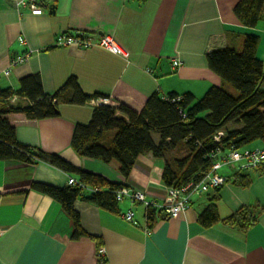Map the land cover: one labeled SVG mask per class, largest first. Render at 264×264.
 I'll use <instances>...</instances> for the list:
<instances>
[{
    "label": "crops",
    "instance_id": "obj_1",
    "mask_svg": "<svg viewBox=\"0 0 264 264\" xmlns=\"http://www.w3.org/2000/svg\"><path fill=\"white\" fill-rule=\"evenodd\" d=\"M239 1L41 0L43 13L36 15L16 9L11 0H0L2 89L17 90L22 78L38 75L44 93L53 95L75 76L86 94L104 95L91 98L97 105L91 99L83 105L59 102V114L54 117L27 119L20 113L10 114L18 142L58 155L73 167L112 183L165 194V161L184 156L185 145L165 158L139 155L130 176L124 177L117 162L105 163L74 151L75 127L88 124L93 110L102 104L118 107L123 103L141 112L157 89L161 94L191 93L197 99L212 86L229 91L227 83L209 68L207 56L227 47L241 51L247 35L259 37L257 56L264 68V20L257 28L243 26L234 13ZM80 31L109 33L126 54L100 47L56 45L60 34ZM27 52L31 55L26 62L10 68L13 59ZM175 59L180 61L179 67L173 66ZM9 68L10 74L4 75ZM10 104L25 108L31 101L15 96ZM241 127V123H229L225 129ZM114 135V131L108 132L104 142H111ZM152 138L159 143L160 136L153 133ZM248 146L262 147L264 141ZM245 172L251 177L250 184L242 186L230 179L218 188L215 202L223 219L241 207L259 205L258 221L245 233L223 224L205 228L198 223V214L214 195L211 189L194 198L191 208L179 218L162 213L149 226L144 208L132 206L127 199L118 202L119 214H114L79 198L75 209L82 228L96 239H73L71 217L56 200L33 190L32 184L65 187L70 177L79 176L43 160H0V264H264V171ZM129 209L135 212L136 225L123 218ZM99 245L105 248L104 263L97 257Z\"/></svg>",
    "mask_w": 264,
    "mask_h": 264
},
{
    "label": "trees",
    "instance_id": "obj_2",
    "mask_svg": "<svg viewBox=\"0 0 264 264\" xmlns=\"http://www.w3.org/2000/svg\"><path fill=\"white\" fill-rule=\"evenodd\" d=\"M234 13L243 26L257 28L264 20V0H240ZM259 42L258 36L247 35L241 51L227 47L214 50L207 56L209 68L224 82L230 83L238 95L230 94L223 87L212 86L199 99L191 93L183 94L179 104L163 100L156 92L148 98L141 112L123 103L118 107L99 105L93 110L88 124L76 125L71 142L74 151L80 156L105 163L115 161L121 174L129 177L139 155L151 153L156 158H165L168 152L183 144L187 153L165 161L162 181L167 187L177 189L190 182H198L210 170L211 161L207 154L212 150L218 147L239 149L257 140L264 141V68L257 56ZM169 95L172 97L177 94ZM15 96L29 99L31 105L25 108L12 106L10 100ZM101 96L104 95L86 94L75 76L69 77L53 95L44 93L38 75L22 78L17 90L0 87V160H43L68 173L77 174L79 182L85 187L97 189L91 193L80 185L56 187L38 182L32 184L33 190L56 200L71 217L73 239H96L83 230L75 202L81 198L119 214L115 191L125 185L77 169L58 155L21 145L8 116L20 113L27 119L54 117L59 114V102L83 105L91 98ZM117 114L123 115L126 120L117 118ZM229 123H241L242 127L227 131L225 126ZM220 130L225 132V136L217 144L213 137ZM112 131L115 132L114 137L111 142L105 143L106 134ZM153 133L159 134V143L153 140ZM32 156L36 159L33 160ZM257 170L264 171V166ZM229 177L242 186H248L251 180L245 171L234 172ZM218 190H213L214 195L209 204L198 214L197 220L202 227L223 224L245 233L257 223L261 212L258 204L241 207L229 217L221 218L215 203ZM100 262L104 263L105 258Z\"/></svg>",
    "mask_w": 264,
    "mask_h": 264
},
{
    "label": "built area",
    "instance_id": "obj_3",
    "mask_svg": "<svg viewBox=\"0 0 264 264\" xmlns=\"http://www.w3.org/2000/svg\"><path fill=\"white\" fill-rule=\"evenodd\" d=\"M12 5L16 9H26L33 14L40 15L43 13L41 7V0H11ZM57 46L63 47H77L88 49L92 47H100L115 54L125 55L126 52L122 46L116 42L114 37L109 33L92 34L87 32H65L57 37ZM30 53L17 56L11 61V67L19 63L26 62ZM180 61L175 59L173 61L174 67H179ZM10 68L3 71L4 75L10 74ZM150 71V70H147ZM157 92L165 101L179 104L182 100V95L170 96L169 94ZM13 99V98H12ZM106 101V100H105ZM91 103L97 105L98 101L91 99ZM185 117L186 114L180 111ZM225 132L218 131L213 140L219 144ZM207 157L211 161L210 170L204 174L198 182H190L182 188L167 187L166 193L163 195L153 194L146 190L133 189L128 186H122L115 191L117 201L127 199L132 206L141 205L144 208V217L147 225L149 226L153 220L157 219L160 214H164L168 218L176 219L185 214L190 208L194 198L203 195L211 189L219 188L229 181V174L239 171L257 170L264 166V146L262 147H249L245 146L239 149L236 148H216L212 150ZM32 159L36 158L32 156ZM224 169L227 171L222 172ZM231 170V171H230ZM68 184L80 185L85 191L91 193L96 192L97 189L85 187L78 179L70 177ZM123 218L128 223L136 225L135 212L133 209L127 210L123 214ZM97 257L99 261L105 257V248L99 247L97 249Z\"/></svg>",
    "mask_w": 264,
    "mask_h": 264
},
{
    "label": "rangeland",
    "instance_id": "obj_4",
    "mask_svg": "<svg viewBox=\"0 0 264 264\" xmlns=\"http://www.w3.org/2000/svg\"><path fill=\"white\" fill-rule=\"evenodd\" d=\"M227 85V88L229 89V91L231 92L230 94H232V95H238V92H237V90L230 84V83H227L226 84ZM227 90V89H226ZM228 91V92H229ZM155 135H157V136H159L158 134H156L155 133ZM228 169H224L222 172H224V171H227ZM231 171V170H230Z\"/></svg>",
    "mask_w": 264,
    "mask_h": 264
},
{
    "label": "water",
    "instance_id": "obj_5",
    "mask_svg": "<svg viewBox=\"0 0 264 264\" xmlns=\"http://www.w3.org/2000/svg\"><path fill=\"white\" fill-rule=\"evenodd\" d=\"M50 12H54V9H53V7L52 6H50ZM117 118H119V119H123V120H126V118L123 116V115H120V114H117V116H116Z\"/></svg>",
    "mask_w": 264,
    "mask_h": 264
}]
</instances>
